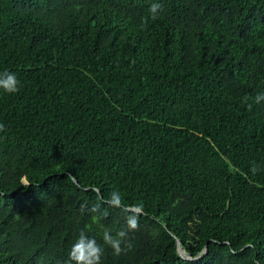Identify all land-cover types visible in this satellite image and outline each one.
Masks as SVG:
<instances>
[{
	"label": "trees",
	"instance_id": "obj_1",
	"mask_svg": "<svg viewBox=\"0 0 264 264\" xmlns=\"http://www.w3.org/2000/svg\"><path fill=\"white\" fill-rule=\"evenodd\" d=\"M0 264H264V0H0Z\"/></svg>",
	"mask_w": 264,
	"mask_h": 264
},
{
	"label": "water",
	"instance_id": "obj_2",
	"mask_svg": "<svg viewBox=\"0 0 264 264\" xmlns=\"http://www.w3.org/2000/svg\"><path fill=\"white\" fill-rule=\"evenodd\" d=\"M74 180V179H73ZM75 181V180H74ZM175 238V243H176V251L177 254L182 258V259H186V260H196L201 258L205 252H206V247L204 246L198 253L194 254V255H190L188 254L182 247L180 241L174 236Z\"/></svg>",
	"mask_w": 264,
	"mask_h": 264
}]
</instances>
